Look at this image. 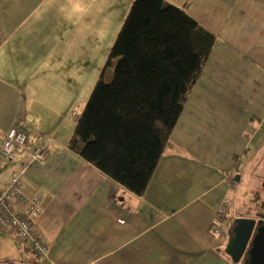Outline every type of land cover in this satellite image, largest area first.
I'll return each mask as SVG.
<instances>
[{
    "label": "crops",
    "instance_id": "obj_1",
    "mask_svg": "<svg viewBox=\"0 0 264 264\" xmlns=\"http://www.w3.org/2000/svg\"><path fill=\"white\" fill-rule=\"evenodd\" d=\"M165 1L216 41L138 195L68 147L88 99L85 60L73 50L114 42L133 0H85L79 18L70 0H0V143L11 126L28 146L50 137L46 159L19 176L23 194L43 195L38 231L49 256L0 230V264H235L225 251L230 218L218 233L210 226L224 199L226 215L255 217L228 193L233 170L264 153V0ZM24 156L0 159V187Z\"/></svg>",
    "mask_w": 264,
    "mask_h": 264
},
{
    "label": "trees",
    "instance_id": "obj_2",
    "mask_svg": "<svg viewBox=\"0 0 264 264\" xmlns=\"http://www.w3.org/2000/svg\"><path fill=\"white\" fill-rule=\"evenodd\" d=\"M216 41L183 8L133 0L68 147L135 194L145 192ZM230 218L232 226L235 216ZM255 217L262 219L261 214ZM245 253L238 263L248 264Z\"/></svg>",
    "mask_w": 264,
    "mask_h": 264
},
{
    "label": "built area",
    "instance_id": "obj_3",
    "mask_svg": "<svg viewBox=\"0 0 264 264\" xmlns=\"http://www.w3.org/2000/svg\"><path fill=\"white\" fill-rule=\"evenodd\" d=\"M49 143L50 137L44 135L36 144L28 146L26 133L16 126L4 130L0 143L2 160L13 161L17 154L25 153L16 163L17 170L12 174L10 181L0 187V230L11 231L26 244L32 254L42 258H47L50 251L49 245L38 231V219L44 211L43 196L40 193L33 197L25 196L19 176L25 173L29 162H43L46 159ZM229 208V200L224 199L212 218V232H220L222 218Z\"/></svg>",
    "mask_w": 264,
    "mask_h": 264
},
{
    "label": "rangeland",
    "instance_id": "obj_4",
    "mask_svg": "<svg viewBox=\"0 0 264 264\" xmlns=\"http://www.w3.org/2000/svg\"><path fill=\"white\" fill-rule=\"evenodd\" d=\"M104 26H110V24L104 20ZM96 40L98 42L93 39L92 42L87 43L85 50H73L79 51L82 54V61L85 60L83 68H87V71L82 79V90L86 94V99L100 75L106 82H109L113 75V69L106 66L109 49L113 42L110 43L105 36L102 40L101 38ZM236 175H240L241 180L236 182L234 180ZM230 179L232 180L230 183H233L229 186L228 197L233 201L237 198L238 211L250 215L261 214L264 217V153L241 162L238 168L233 170Z\"/></svg>",
    "mask_w": 264,
    "mask_h": 264
},
{
    "label": "water",
    "instance_id": "obj_5",
    "mask_svg": "<svg viewBox=\"0 0 264 264\" xmlns=\"http://www.w3.org/2000/svg\"><path fill=\"white\" fill-rule=\"evenodd\" d=\"M238 180V176H235ZM232 237L226 246V253L238 263L245 253L248 264H264V224L262 219L240 216L233 220Z\"/></svg>",
    "mask_w": 264,
    "mask_h": 264
},
{
    "label": "clouds",
    "instance_id": "obj_6",
    "mask_svg": "<svg viewBox=\"0 0 264 264\" xmlns=\"http://www.w3.org/2000/svg\"><path fill=\"white\" fill-rule=\"evenodd\" d=\"M70 3H72V12L78 14L77 18L87 14L88 8L85 0H70ZM67 18L72 19V16H68Z\"/></svg>",
    "mask_w": 264,
    "mask_h": 264
},
{
    "label": "bare ground",
    "instance_id": "obj_7",
    "mask_svg": "<svg viewBox=\"0 0 264 264\" xmlns=\"http://www.w3.org/2000/svg\"><path fill=\"white\" fill-rule=\"evenodd\" d=\"M36 194H37V193H36ZM36 194H35V195H36ZM40 194H41V193H40ZM24 195H25V194H24ZM41 195H42V194H41ZM25 196H26V195H25ZM33 196H34V195H33ZM33 196H27V197H33ZM42 196H43V195H42ZM43 199H44V198H43Z\"/></svg>",
    "mask_w": 264,
    "mask_h": 264
}]
</instances>
